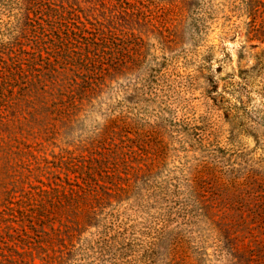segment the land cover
Here are the masks:
<instances>
[{"label": "rangeland", "instance_id": "1", "mask_svg": "<svg viewBox=\"0 0 264 264\" xmlns=\"http://www.w3.org/2000/svg\"><path fill=\"white\" fill-rule=\"evenodd\" d=\"M128 1L129 11L119 0H0V45L22 40L30 63L16 76L36 80L42 72L48 82L24 96L19 85L7 90L0 106L1 228L12 223L22 232L4 219L10 207L37 215L45 203L47 214L24 223L32 236H57L58 253L60 229L69 231L57 187L85 177L111 187L103 213L120 241L114 264H173L177 236L197 264H264V125L226 120L207 91L210 76L257 61L247 0ZM55 7L74 9L79 24L111 31L118 42L104 52L70 47L91 56L87 67L46 69L49 54L35 48L34 27L20 22L23 12L47 18ZM145 181L156 195L151 214L137 212L121 190ZM96 229L75 232L89 241Z\"/></svg>", "mask_w": 264, "mask_h": 264}, {"label": "trees", "instance_id": "2", "mask_svg": "<svg viewBox=\"0 0 264 264\" xmlns=\"http://www.w3.org/2000/svg\"><path fill=\"white\" fill-rule=\"evenodd\" d=\"M29 1L33 2L34 0ZM119 1L123 10L131 9L128 6V0ZM30 8V6L27 7V9ZM246 10L251 17L247 21L248 38L249 40H258L250 45L251 47L261 46V50L255 54L257 61L251 65L239 63L234 66L233 71L221 78H216L215 75L210 76L207 91L214 106L223 109V116L226 120L241 126L255 128L264 125V0H247ZM45 12L48 15L47 18L23 12V20H19H22L20 23L23 30L25 29L24 25L34 27L35 48L41 54L45 52L49 54L46 69L50 71L68 66L87 67V61L91 56H84L77 50L73 53L68 52L72 46L75 49L85 47L89 52L90 47L93 46L94 50H103L104 52L108 45L110 46V42H118L111 31L100 27L98 30H89L86 25L79 24V17L75 14L74 9L65 10L63 7L60 10L55 7ZM39 37L40 40H37ZM15 42L10 46L0 45V106L6 99L5 92L13 91L18 85L23 96L35 86L41 85L40 88H46L48 85L42 72L35 76L36 80L35 78L28 80L25 78L20 81V77L16 76L15 68H17V74L22 77L25 76L24 64L30 63L22 61L21 53L24 52L25 43L22 40ZM83 44L87 46H83ZM119 50L122 51L123 47L119 46ZM5 54L9 55L6 57ZM54 54L57 56L52 59L51 56ZM240 57L242 58L244 55L240 54ZM122 64L118 59L112 67L120 69ZM106 163L107 161H104L98 166H104ZM68 184L62 188L57 187L55 205L60 213L59 220L69 231L66 235L65 231L59 228L61 247L58 249V253L57 236H32L27 232V224L24 223L27 219L33 222L36 217L47 214L45 203L39 205L37 215L31 208L10 207V211L7 212L9 216L4 219L23 226V231L21 232L20 228L12 223L8 224L4 231L0 224V264H104L107 260H110V264H114L117 259V249L113 250V245L120 241L117 236L112 234L111 227L109 231V226L106 224L110 215L103 213V210L111 202L112 192L109 190L111 187L100 190L92 186L85 177L82 181H69ZM142 188L143 192L140 191ZM121 190L130 191L123 199H127L131 205L137 207V212L151 214V210L156 204V195L152 184L145 181V186L141 187V184L134 182L132 186L122 187ZM92 223L97 225L96 231L93 232L96 236L93 239L86 241V238L82 239L81 236L76 235L75 230L80 233ZM165 236H167L166 231H163L154 240V243H160ZM75 237H77V241L74 240ZM188 247L189 245L181 237H171L170 253L174 256L173 264H197L191 259L192 250H189ZM153 260L154 258L151 259V262Z\"/></svg>", "mask_w": 264, "mask_h": 264}]
</instances>
